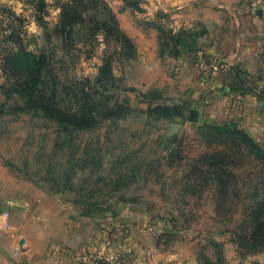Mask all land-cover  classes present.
<instances>
[{
	"label": "rangeland",
	"instance_id": "rangeland-1",
	"mask_svg": "<svg viewBox=\"0 0 264 264\" xmlns=\"http://www.w3.org/2000/svg\"><path fill=\"white\" fill-rule=\"evenodd\" d=\"M156 2L0 0V164L31 197L28 264H264V26L242 19L240 46L227 27L225 57L250 56L214 61Z\"/></svg>",
	"mask_w": 264,
	"mask_h": 264
},
{
	"label": "crops",
	"instance_id": "crops-1",
	"mask_svg": "<svg viewBox=\"0 0 264 264\" xmlns=\"http://www.w3.org/2000/svg\"><path fill=\"white\" fill-rule=\"evenodd\" d=\"M156 7L170 12L169 18L173 21L174 28H188L194 32L198 28H203V32L195 33L194 37L185 39L187 43L192 42L193 47L202 46L203 52L207 56H212L210 59L214 61L227 58L243 59L250 56L247 53L250 51L248 49L236 51L225 57L220 46L222 45L221 35L227 27H237L239 32L234 36V43L240 46L245 37L240 25L242 19H252L257 29L264 26V0H157ZM178 48L180 56L176 64L180 74L183 75L187 71L182 59L185 57L184 48L181 46ZM208 68L209 66L205 64L204 73L207 74ZM191 73L199 74L194 67ZM9 173L1 163L0 213L8 212V226L0 225V264H28L32 257L33 241L28 228L31 197L20 195L18 179Z\"/></svg>",
	"mask_w": 264,
	"mask_h": 264
},
{
	"label": "trees",
	"instance_id": "trees-1",
	"mask_svg": "<svg viewBox=\"0 0 264 264\" xmlns=\"http://www.w3.org/2000/svg\"><path fill=\"white\" fill-rule=\"evenodd\" d=\"M23 96L26 99V102H27L28 105L34 106V107L43 106L42 103H37L35 101H31V99L29 98V94L28 93H23ZM93 123H94V120H91V121L89 120L85 125H91ZM82 126H84V125H82ZM249 140L252 142L251 139H249ZM257 153L259 154L260 159L261 158L264 159V155L262 154V152L257 150ZM263 213H264V200L260 203V210H259L258 214L255 216L256 218L253 217V221H260V218L263 216Z\"/></svg>",
	"mask_w": 264,
	"mask_h": 264
},
{
	"label": "built area",
	"instance_id": "built-area-1",
	"mask_svg": "<svg viewBox=\"0 0 264 264\" xmlns=\"http://www.w3.org/2000/svg\"><path fill=\"white\" fill-rule=\"evenodd\" d=\"M0 225L4 227L8 226V212L7 211L0 213Z\"/></svg>",
	"mask_w": 264,
	"mask_h": 264
}]
</instances>
